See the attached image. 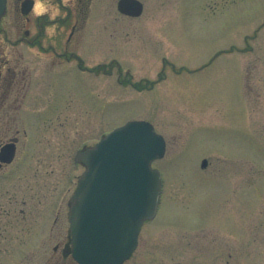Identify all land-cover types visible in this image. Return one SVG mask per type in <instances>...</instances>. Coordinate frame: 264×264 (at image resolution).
Listing matches in <instances>:
<instances>
[{
  "label": "rangeland",
  "instance_id": "rangeland-1",
  "mask_svg": "<svg viewBox=\"0 0 264 264\" xmlns=\"http://www.w3.org/2000/svg\"><path fill=\"white\" fill-rule=\"evenodd\" d=\"M118 1L95 0L81 70H46L58 89L16 44L27 22H3L6 54L29 66L17 118L32 152L14 179L18 206L40 217L62 204L68 220L84 172L76 152L146 120L167 142L153 163L163 193L129 264H264V0H141L137 19L120 16ZM12 242L0 264H30L25 239Z\"/></svg>",
  "mask_w": 264,
  "mask_h": 264
},
{
  "label": "flooded vegetation",
  "instance_id": "flooded-vegetation-1",
  "mask_svg": "<svg viewBox=\"0 0 264 264\" xmlns=\"http://www.w3.org/2000/svg\"><path fill=\"white\" fill-rule=\"evenodd\" d=\"M107 1L109 3V0ZM54 2L59 4L62 13L55 20L50 19L48 15L35 17L32 13L34 0H7L6 12L0 20V35L3 22L10 14L19 15L27 22L25 38L18 40L16 44H24L27 47L31 63H34V58L39 60L37 63L41 64L45 72L42 73L43 76L50 65L55 68L56 65L68 63L73 64L71 69L74 72L81 70V64L85 61L79 49L83 45L85 47L93 45L91 44L93 33L87 25L93 17L95 0ZM26 8L29 10L27 14L24 13ZM118 13L124 18L137 19L124 15L119 10ZM52 25L57 26L54 32L49 31ZM28 70L29 66H23L22 56L7 55L5 46L0 41V246L4 245L7 249V246L14 244L12 241L21 237L25 239L23 245L27 247V251L35 256L29 261L30 264H79L73 255L69 219L65 220L61 215L62 204L58 205L52 216L40 217H33L32 207L26 210L18 206L14 179L19 171H22L21 166L32 152V133L25 127L20 129L17 118L18 110L24 101L25 90L29 85ZM47 74L44 79L51 80L58 89L60 76L50 72ZM21 205L27 207L28 203L22 201ZM154 220L144 224L142 233L145 225ZM18 228L20 232H17ZM139 247L140 242L132 257L124 264H129L134 259Z\"/></svg>",
  "mask_w": 264,
  "mask_h": 264
},
{
  "label": "water",
  "instance_id": "water-1",
  "mask_svg": "<svg viewBox=\"0 0 264 264\" xmlns=\"http://www.w3.org/2000/svg\"><path fill=\"white\" fill-rule=\"evenodd\" d=\"M6 6L0 0V20ZM118 9L140 17L144 6L120 0ZM165 153V139L147 121L128 122L77 153L86 169L70 199L69 221L79 264H123L132 256L144 222L157 214L162 182L152 164Z\"/></svg>",
  "mask_w": 264,
  "mask_h": 264
},
{
  "label": "clouds",
  "instance_id": "clouds-1",
  "mask_svg": "<svg viewBox=\"0 0 264 264\" xmlns=\"http://www.w3.org/2000/svg\"><path fill=\"white\" fill-rule=\"evenodd\" d=\"M32 13L38 17L48 15L52 20L62 14L59 4L55 3L54 0H34ZM55 27V25L50 26L49 31L54 32Z\"/></svg>",
  "mask_w": 264,
  "mask_h": 264
}]
</instances>
